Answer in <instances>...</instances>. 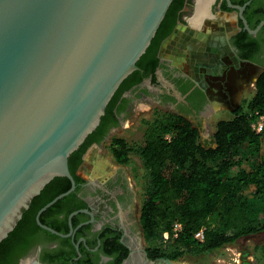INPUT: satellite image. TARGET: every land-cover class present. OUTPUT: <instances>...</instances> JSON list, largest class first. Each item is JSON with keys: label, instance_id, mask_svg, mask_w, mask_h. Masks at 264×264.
<instances>
[{"label": "water", "instance_id": "obj_1", "mask_svg": "<svg viewBox=\"0 0 264 264\" xmlns=\"http://www.w3.org/2000/svg\"><path fill=\"white\" fill-rule=\"evenodd\" d=\"M173 1L0 0V243L58 177L71 188L41 208L36 221L60 237L74 233L78 212L69 234L41 216L77 189L70 157L138 70Z\"/></svg>", "mask_w": 264, "mask_h": 264}, {"label": "flooded vegetation", "instance_id": "obj_2", "mask_svg": "<svg viewBox=\"0 0 264 264\" xmlns=\"http://www.w3.org/2000/svg\"><path fill=\"white\" fill-rule=\"evenodd\" d=\"M194 1H179L150 53L144 54L138 70L130 75L134 77L117 98L107 123L88 149L110 141L113 133L125 120L131 119L142 103L195 119L199 129L203 128V121L213 110L215 101L223 102L234 113L241 107L237 101L242 99V85L240 79L238 83L234 79L225 81L230 73L229 77L235 73L240 78L244 76L243 69L257 73L251 83L256 93L258 78L264 71V0H230L233 5L245 7L242 14L230 8L228 0H216L211 11L213 18L205 22L202 31L180 32L179 38L173 41L172 50L177 45L184 46V33L192 34L191 41L196 46L192 50V61L188 60L185 67L191 73L186 74L170 60L171 53L167 57L163 55L162 47L168 38L176 36L180 25L187 26V17L194 14ZM229 24H233L232 28L225 32ZM222 32L224 35L218 36ZM214 60L222 65L212 73L205 64ZM210 74L223 78L212 79ZM83 179L61 208L47 215L49 223L61 224L64 228L66 225L68 232L65 234H69L70 216L78 212L72 219L74 233L52 238L40 232L28 237L26 246L17 249L7 264H156L169 260L153 259L147 251L137 214L138 191L122 169L101 179Z\"/></svg>", "mask_w": 264, "mask_h": 264}, {"label": "trees", "instance_id": "obj_3", "mask_svg": "<svg viewBox=\"0 0 264 264\" xmlns=\"http://www.w3.org/2000/svg\"><path fill=\"white\" fill-rule=\"evenodd\" d=\"M179 1H173L147 52L164 31ZM133 77H128L114 95L98 131L70 157V170L78 185L84 182L78 174L82 156L107 123L113 105ZM255 113L264 116V71L246 109L240 107L234 118L219 121L212 141L206 144L201 141L199 127L187 117L156 111L139 148L149 175L140 224L153 259L180 261L264 232V158L252 170L245 166L263 151L264 131L258 133L252 127ZM134 150L124 139L112 141L111 151L118 165H128ZM70 188V180L58 177L34 198L15 230L0 243V264H7L17 249L26 246L28 237L44 232L58 238L42 230L36 216L41 208ZM68 198L58 201L41 216L43 224L62 234L68 232V227L49 223L47 215L57 212ZM176 224L182 227L177 232ZM204 228V240L200 241L196 234Z\"/></svg>", "mask_w": 264, "mask_h": 264}, {"label": "rangeland", "instance_id": "obj_4", "mask_svg": "<svg viewBox=\"0 0 264 264\" xmlns=\"http://www.w3.org/2000/svg\"><path fill=\"white\" fill-rule=\"evenodd\" d=\"M232 25L233 24H229L225 32H230ZM183 35V39L185 41L184 46L181 47V45H177L176 48L172 50V48L175 47L173 43L175 35H172L163 44L162 52L165 57H167V54L171 53L172 58H170V60L173 63L177 64V66H180L186 74H189L191 72L185 67L188 60L191 59L192 61V50L196 46H193V43L191 41V39H193L192 34L184 33ZM221 35L223 36L224 32H222V34H219L218 36L221 37ZM176 50L180 55H183L181 57H183L184 60H181V62L179 61L181 59L180 55H176L177 52L175 53ZM202 61L203 60H201V62ZM205 65L206 68L209 67L208 70L210 72L213 71L212 73H215L216 71H218L217 69L221 67L219 65H222V62L214 60L211 63ZM203 69H205L204 66ZM260 72L261 69H259L258 74ZM243 73L244 76L242 74L241 78L240 76H238V74L235 73H233V75L229 77V75L231 74L230 73L226 77L225 81H229L228 79H234V81L238 83L239 79L241 80L242 86L240 87V92H242V99L241 101L238 100L237 102L240 103L241 107H244V109H246L249 101L252 99L253 94L255 93V90L252 89L251 83L254 81L253 77H255L257 73L247 69H243ZM213 75L212 79L218 78L221 80L223 78V76L221 77V75L217 77ZM212 106L213 110L208 115H206L203 121L204 126L203 128H200L201 141L204 144H206L207 141H212L213 134L219 121H221L222 119H232L235 115L234 113L230 112L229 108L223 102L221 104L212 103ZM158 110L161 109H158L150 103H142L138 105L131 119L125 120L124 124L113 133L110 141H105L100 145H94L87 150L84 163L79 168V174L86 179H94L93 174L94 172H96L99 166L103 167V171L99 175L105 177L110 176L119 169H122L127 177L132 179L133 184L138 191V218L140 216L141 207L145 200V191L149 182V175L145 168L141 155L139 154V148L145 141V131L148 126L147 124L154 119L155 113ZM191 122L195 126H198V123L195 119H192ZM114 139H124L129 143L131 147L135 148V150L131 153V160L128 165L121 166L116 163L111 151L112 141ZM90 155L92 156L91 158H89ZM263 158L264 138L262 153L259 156L247 161L245 163L246 168L248 170H252L258 162L263 160ZM88 160L92 162L90 163ZM179 262L183 264H264V232L247 236L233 245H227L218 250L210 251L199 256H188L180 260Z\"/></svg>", "mask_w": 264, "mask_h": 264}, {"label": "crops", "instance_id": "obj_5", "mask_svg": "<svg viewBox=\"0 0 264 264\" xmlns=\"http://www.w3.org/2000/svg\"><path fill=\"white\" fill-rule=\"evenodd\" d=\"M210 1V2H209ZM209 1H206L205 3V8H207L206 9V14L205 15H203L202 17H199V19L201 20V22L202 23H200V20L199 19H197V21H198V23H200V24H198L197 23V21L196 20H193V18H194V16L196 15V13H197V9H198V7H199V2H200V0H195L194 1V5H193V10H194V14L193 15H191V16H189V17H187V26H184V25H180L179 26V29H178V32L176 33V38L178 37L179 38V35L182 33V32H184L185 30H191V31H202L203 29H204V25H205V22L206 21H208V20H211L212 18H213V15H212V13H211V11H212V6L215 4V1L216 0H209ZM208 2V3H207ZM198 5V6H197ZM201 18H203V21H202V19ZM198 24V25H197ZM181 32V33H180ZM222 120H228V119H222ZM229 120H231V119H229ZM92 156L90 155V157L89 158H91ZM89 161V160H88ZM90 163L92 162V161H89ZM102 171H103V167L102 166H99L98 168H97V170H96V172H94V179L95 178H98V179H101V178H104L105 176H102V175H99L100 173H102ZM104 173V172H103ZM107 177V176H106Z\"/></svg>", "mask_w": 264, "mask_h": 264}, {"label": "built area", "instance_id": "obj_6", "mask_svg": "<svg viewBox=\"0 0 264 264\" xmlns=\"http://www.w3.org/2000/svg\"><path fill=\"white\" fill-rule=\"evenodd\" d=\"M254 115H255V118L252 121V127L256 132L262 133L264 131V116L260 115L259 113H255ZM181 228H182L181 225L176 224V227H175L176 232L179 231ZM204 232H205V228L196 234V238L199 239L200 241H203ZM165 238L166 239L169 238L168 233L165 234Z\"/></svg>", "mask_w": 264, "mask_h": 264}, {"label": "bare ground", "instance_id": "obj_7", "mask_svg": "<svg viewBox=\"0 0 264 264\" xmlns=\"http://www.w3.org/2000/svg\"><path fill=\"white\" fill-rule=\"evenodd\" d=\"M206 1H209V0H200V2H199V7H198V11H197V13H196V15L194 16V18H193V20H196L197 21V19H199V17H202L203 15H205L206 14V9L207 8H205L206 6H205V2ZM212 1V0H211ZM210 2V1H209ZM208 3V2H207ZM198 6V5H197ZM202 19V21H203V18H201ZM200 20V19H199ZM197 23H198V21H197ZM200 23H202L201 22V20H200ZM200 23H198V24H200ZM197 24V25H198ZM220 104V103H218L217 101L215 102V104ZM31 262V261H30ZM156 264H170V263H168L166 260H161V261H159L158 263H156ZM171 264H183V263H180L179 261H172V263Z\"/></svg>", "mask_w": 264, "mask_h": 264}]
</instances>
